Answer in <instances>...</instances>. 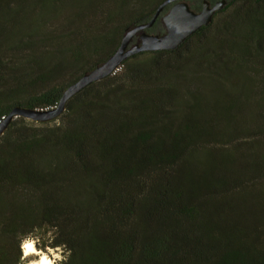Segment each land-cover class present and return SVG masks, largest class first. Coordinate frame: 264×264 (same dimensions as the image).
I'll return each mask as SVG.
<instances>
[{
  "label": "trees",
  "instance_id": "trees-1",
  "mask_svg": "<svg viewBox=\"0 0 264 264\" xmlns=\"http://www.w3.org/2000/svg\"><path fill=\"white\" fill-rule=\"evenodd\" d=\"M74 1L0 0V120L56 106L164 0H101L84 16ZM229 65L246 68L253 117L238 95L206 97ZM53 121L17 116L0 136V264H28V239L61 249L57 264H264V0H227Z\"/></svg>",
  "mask_w": 264,
  "mask_h": 264
},
{
  "label": "water",
  "instance_id": "water-1",
  "mask_svg": "<svg viewBox=\"0 0 264 264\" xmlns=\"http://www.w3.org/2000/svg\"><path fill=\"white\" fill-rule=\"evenodd\" d=\"M226 3L227 0H216L214 3L203 0L201 8L196 11L186 0L162 1L149 21L126 28L120 44L113 54L70 83L63 91L56 106L46 109H34L20 105L13 107L7 117L0 120V136L4 134L11 121L17 116H23L36 122H50L59 118L65 112L67 102L74 95L89 84L115 73L125 59L143 51L177 48L201 26L209 24L214 13L222 9ZM167 6V11L163 13ZM160 16L164 31L162 33L149 32L148 29ZM136 36L139 40L133 42Z\"/></svg>",
  "mask_w": 264,
  "mask_h": 264
},
{
  "label": "rangeland",
  "instance_id": "rangeland-1",
  "mask_svg": "<svg viewBox=\"0 0 264 264\" xmlns=\"http://www.w3.org/2000/svg\"><path fill=\"white\" fill-rule=\"evenodd\" d=\"M81 1H82L81 2L82 6H83V11H82L81 14L83 16L85 15V13H88L92 9H94V7H97V6L100 7L99 5H101V0H81ZM186 1L189 3L191 8L193 6H196V7H193L194 10H196V11L200 9V6H202L201 5V1L202 0H186ZM209 1L211 3H214L216 0H209ZM67 3L72 5V8H74L73 5L77 4L76 1H74V0H67ZM236 5H237V3L231 9H229L227 12H225L224 15L226 13L232 11L235 8ZM104 6L106 7V3H103L102 7H104ZM71 12L72 11L68 12L69 14L67 16H70ZM95 12H96V10H95ZM15 13H17V12H15ZM73 13H74V11H73ZM91 13H94V12H91ZM99 13H97V15ZM101 14H99V16H101ZM86 17L89 18L90 16H86ZM96 17L98 18V16H96ZM157 26H158V28L164 29V25H163V21L161 19V16H160V18L158 20ZM154 32H158V30L156 29ZM138 40H139L138 36H136L133 39V42H137ZM229 66H231V65H229ZM229 66H227V68ZM229 68H230L231 72H230L228 78H221L220 77V78H216V79H213V80L205 79V83H206L207 87H209L208 90L211 88L209 93H208V96H206V97L209 98L208 99L209 101H213L216 98H219L221 96H225L227 94H230L231 96L238 95L239 98L242 100L240 114L246 116V118H248L249 115H251L253 117V115H254L253 107L249 103L250 100L247 99V97L245 96L246 94H245V92L243 90L246 87H250L252 81L247 76H242L240 74V71L241 70L242 71H246V68L239 69L238 67H236L234 65H232ZM221 70L225 71L223 67H222ZM241 87H243V89ZM208 90L206 92H208ZM53 122L54 121H51V123H53ZM28 240H31V239H28ZM28 240H26V241H28ZM33 244H34V246H35V248L37 250L36 253L27 254V253H25V250H24V254L31 258V261L28 264L33 263L34 261H36L37 258L40 256V254H46L47 256H49L52 259V264H57L56 260L59 261L62 258L61 249L47 248L46 250H40L38 247H36L34 242H33Z\"/></svg>",
  "mask_w": 264,
  "mask_h": 264
},
{
  "label": "bare ground",
  "instance_id": "bare-ground-1",
  "mask_svg": "<svg viewBox=\"0 0 264 264\" xmlns=\"http://www.w3.org/2000/svg\"><path fill=\"white\" fill-rule=\"evenodd\" d=\"M25 242H31L32 245H33V249H34L33 252H28L27 254H34V253L37 252V250H36V248H35V246H34V244H33V242L31 240H28V241H25ZM25 253H26V250H25ZM42 258L46 259L49 262V264H52V259L49 256H47L46 254H40V256L37 258V260L34 261L33 263H30V264H40V261H41Z\"/></svg>",
  "mask_w": 264,
  "mask_h": 264
},
{
  "label": "snow or ice",
  "instance_id": "snow-or-ice-1",
  "mask_svg": "<svg viewBox=\"0 0 264 264\" xmlns=\"http://www.w3.org/2000/svg\"><path fill=\"white\" fill-rule=\"evenodd\" d=\"M24 249L26 250V253L28 252H33V245L31 242H25L23 245ZM41 261H47L46 259L42 258ZM47 264H49V262L47 261Z\"/></svg>",
  "mask_w": 264,
  "mask_h": 264
},
{
  "label": "clouds",
  "instance_id": "clouds-1",
  "mask_svg": "<svg viewBox=\"0 0 264 264\" xmlns=\"http://www.w3.org/2000/svg\"><path fill=\"white\" fill-rule=\"evenodd\" d=\"M40 264H47V261H40Z\"/></svg>",
  "mask_w": 264,
  "mask_h": 264
}]
</instances>
